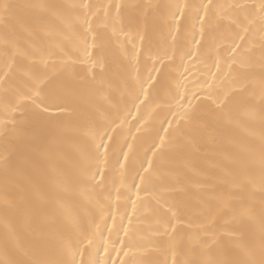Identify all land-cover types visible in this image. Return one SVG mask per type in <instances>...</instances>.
<instances>
[{
  "label": "snow or ice",
  "instance_id": "snow-or-ice-1",
  "mask_svg": "<svg viewBox=\"0 0 264 264\" xmlns=\"http://www.w3.org/2000/svg\"><path fill=\"white\" fill-rule=\"evenodd\" d=\"M18 7L0 0L6 57L12 50L11 61L0 72V132L5 138L11 134L18 141V146H14L15 177L9 163L11 156L3 158L5 184L10 178L15 179L16 198L9 199L5 192V231L0 247L6 259L0 264H106L103 258L85 259L103 238L101 222L110 235L113 230L123 229L126 239L120 240L121 246L115 248L114 240L111 244L118 256L120 252L125 257L131 253L134 264H264V197L257 206L252 194L246 192L253 183L256 153L245 150L246 156L238 155L235 167L223 172L219 184L205 186V181H196L200 187L195 191L191 187L193 175L200 171L194 157L203 133L225 119L231 120L236 110L254 114L257 91L260 117L264 120V0L250 5L215 4L213 0L163 6L115 4L114 16L113 5L38 4L30 7L40 9L41 14L30 22L17 17L14 9ZM65 7L72 10L70 14H65ZM161 7L167 10L163 22L169 33L173 25L176 34L183 28L187 43L196 45L195 52L189 47L182 54V60L184 55L200 59L201 47L206 43L207 55L215 56L218 72L210 73V82H203L207 88L189 90L183 85L185 91L181 93V82L165 81V95L161 98L155 89L168 67L165 60L171 62L174 58L168 56L167 49L162 55L151 57L153 66L146 80H141L138 68L132 71L125 65L127 54L121 60L113 52L112 38L124 31L125 20L129 28H135L142 44L150 40ZM52 17L61 21L54 33L49 27ZM17 25L28 32L23 45L17 38ZM109 27L111 36L107 34ZM115 43L120 42L117 39ZM69 47L82 52L86 59L54 58L58 53L68 56ZM17 57L22 59L18 61ZM78 63L91 65L80 70L82 83H77ZM135 63H139V52ZM222 64L228 67L223 77L219 74ZM145 83L150 88H145ZM116 93L121 96L119 104L114 102ZM125 95L131 97L130 104L124 100ZM85 97L89 101L86 107L81 103ZM93 97H102L109 106ZM162 104L173 119L167 120L168 127L160 122L164 135L156 129L159 143L153 138L138 155L140 127L135 133L129 127L122 141H117L114 134L128 123L132 107L139 112L148 105L160 108ZM121 110L126 113L124 116ZM54 128L62 130L59 140L69 146L66 151L61 149L63 168L50 176L54 190L36 188L32 179L34 156L47 146V134ZM258 163L264 191V137ZM109 175L118 177L119 184L114 179L106 183ZM112 187L117 200L123 195L125 201L132 203L133 213L128 216L127 225L120 215L117 226V213L108 211ZM70 190L80 191L94 204L99 221L96 213L85 212L82 216L65 202ZM141 192L148 193V198H142ZM138 204L151 219L147 235L138 233L133 226ZM109 214L111 226L107 225ZM229 216L237 226L216 232L217 221ZM257 221L258 236L249 226ZM109 242L104 240L106 252ZM121 264L128 261L121 258Z\"/></svg>",
  "mask_w": 264,
  "mask_h": 264
},
{
  "label": "bare ground",
  "instance_id": "bare-ground-1",
  "mask_svg": "<svg viewBox=\"0 0 264 264\" xmlns=\"http://www.w3.org/2000/svg\"><path fill=\"white\" fill-rule=\"evenodd\" d=\"M5 2L20 6L14 9V13L17 17L25 22H30L36 16L41 14V10L38 8L30 7L31 5L38 4H55L70 6L73 4H80L81 2L91 3L93 5H113L111 8V14L114 16L116 14L115 4H156V5H167L174 3H189V4H199L201 0H5ZM206 2V0H205ZM258 0H213L215 4H231V3H240V4H252L257 3ZM66 15L71 13V9L65 7L63 9ZM167 10L161 7L158 10V20L157 27L154 32L150 33V40H145L143 44L138 35H136L135 28H129L127 21L123 25L124 31L120 32L118 37H113V52L121 60H123V55L127 54L128 61H124L125 65L130 67L132 71H135L136 68L139 69V74L141 80H146L149 70L153 66V59L157 55H162L164 50L167 49L168 56L174 58L171 60H165V64L168 67L165 68L161 84L157 86L155 91L159 94L161 98L165 95V89L163 87L165 81H178L181 82L182 86L180 92L183 93L185 88L183 85H187L189 90L198 89L201 86L207 88V84L203 83L204 81H211L212 76L210 73H217L218 69L215 66L214 60L215 56H208L207 43L201 47V58L193 59L188 55H184L183 60L181 56L183 53H186L191 47L192 51L195 52L196 45H189L187 43L188 37L181 29L179 34H176L175 26L173 25L171 33H169L168 28L164 25L163 17L166 15ZM100 18L103 19V11L100 12ZM61 21L52 17L49 21V27L55 32V30L60 26ZM116 27L119 29L121 25L118 23ZM11 28V25L9 26ZM103 30V29H101ZM4 34H5V25L2 20H0V72L5 69L7 62L11 61L12 50H8V56L5 55V45H4ZM107 34L112 35V28L107 29ZM42 35V34H41ZM175 36V40L173 37ZM17 38L20 43L23 45L28 38V32L25 31L20 25H17ZM119 40V44H116L115 41ZM238 39V38H237ZM89 42H91V36H89ZM173 48L175 52L173 53ZM68 56L58 53L54 57L57 61L61 58L68 59L69 56L72 58L86 59V56L79 51H75L73 48L69 47L66 49ZM89 51H92L90 48ZM139 52V63L136 64V56ZM223 55V50L221 51ZM22 57H17V60H21ZM131 61V64H129ZM131 65H135L132 67ZM90 64H77L75 67L79 75L77 76V83H82L83 73L81 69L90 67ZM156 67H160L159 64H156ZM228 71L227 65H223L219 74L223 77V74ZM152 75L155 76L157 73L152 72ZM225 80V84H226ZM145 88H150L148 83L144 84ZM173 93L176 89L173 84L172 88ZM106 95V93H105ZM3 96V89H0V98ZM97 102L105 103V106H109L107 101H103L102 97H93ZM124 100L127 103H131V97L128 95L124 96ZM121 101V96L119 93L115 94L114 102L119 104ZM88 98L85 97L81 101L83 106L88 105ZM254 103L256 104L255 113L252 115L245 114L242 110H236L233 114L231 120H223L218 127L210 128L207 132L203 133L199 139V151L196 152L194 157V163L197 168L200 170L199 174L193 175V180L191 183L192 189L195 191L197 187H200L196 181H205L206 185L219 184L220 178L223 175L224 171L230 170L235 167L234 159L239 156H246L247 152L245 150L254 151L257 155V160L253 165V183L247 186L246 192L251 193L254 203L259 206L262 197H264V191L261 190L260 184V172H259V163H258V153L259 148L262 143V137H264V120L260 117L259 109V93L255 97ZM2 109V105H0ZM175 111V109H173ZM126 113L121 110V116H124ZM15 115H19L16 113ZM139 117V120L137 119ZM173 119L171 113L168 111L166 105H161L160 108H156L154 105H148L142 108L139 112L135 107H132V114L127 115V121L123 128H118L114 134L117 141H122L124 135L127 133L129 127L135 133L136 127L141 128V132L137 133V136L140 138L139 143L137 144V154L142 155L144 148L151 143L153 138H156V129L159 128L160 135H164L163 128L160 127V122H164V127H168L167 120ZM119 124V120L117 121ZM62 134L61 129H51L47 134L48 144L46 147L42 148L39 153L34 156L35 168L32 170V179L35 182L36 188L46 187L49 190H54V185L50 183V176L53 172L59 173L63 168V159L61 158V149L68 150V145L62 144L59 140L60 135ZM157 143H159L158 138ZM128 140L132 143V138L129 136ZM18 146V141L11 134L5 138L3 133L0 132V237H2L5 231V223L3 219V205L5 199V192L8 193L9 199H14L16 192L15 179L10 178L7 185L4 180V156L10 155V165L12 166L13 172L12 176L15 177V168L17 163V156L15 152V147ZM7 149V152L5 151ZM125 150L127 146L125 145ZM151 155V153H148ZM123 159V157H120ZM146 163V161H145ZM118 167V166H117ZM106 183L109 180H115V183L119 184V178L109 175L105 178ZM136 183H139V178H136ZM66 203L70 206H74L77 211L83 216L85 212L96 213V218L99 221V214L94 207L93 203L89 202V199L82 195L80 191H69L67 194ZM91 195L90 193L88 194ZM141 197L144 199L148 198V193L141 192ZM135 188L132 190V199H135ZM111 207L108 208L109 213L116 212L117 220L116 225L119 226L120 215L124 216L123 223L128 224V216L133 213L131 201H125L124 196L122 195L119 200H117V194L115 187L111 188ZM213 207H215V201L212 202ZM107 207V204H106ZM140 217V219H137ZM86 219V217H85ZM151 223V219L146 216L144 213V208L142 205L138 204L137 213L133 216V226L138 229V233L147 235L148 228ZM113 224L111 215L107 216V225L111 226ZM237 226L236 221H231L230 216L225 217L217 221L215 226V231L221 233L225 228H235ZM250 228L257 233L258 236V221L251 222L249 224ZM101 229L103 238L97 241V246L92 247L89 250V253L85 256V259H95L99 261L103 258L106 261V264H121V258L128 261V264H134V257L130 253L129 256L125 257L123 252L117 255V252L113 249L111 241H115V248H119L120 240L126 239L122 228H119L118 231L113 230L111 235L109 234L108 227L101 222ZM109 239L108 251H105L104 240ZM11 258V257H8ZM2 247H0V260H5Z\"/></svg>",
  "mask_w": 264,
  "mask_h": 264
}]
</instances>
